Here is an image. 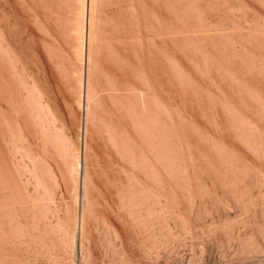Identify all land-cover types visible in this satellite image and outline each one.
Masks as SVG:
<instances>
[{"label":"rangeland","instance_id":"obj_1","mask_svg":"<svg viewBox=\"0 0 264 264\" xmlns=\"http://www.w3.org/2000/svg\"><path fill=\"white\" fill-rule=\"evenodd\" d=\"M59 1L60 0H0V26L2 27V29H4L3 33H5L7 40L8 39L11 40L10 42L13 43L12 46L16 48V50L14 49L15 52L16 53L18 52L19 53L18 55H21L22 61L21 60L20 61L23 63L25 75L27 74L26 76L25 75H18V77H17V75L13 71L10 70L11 68L8 66V64L5 63L4 60L0 59V109H1L0 110V113H1L0 114V128H1L0 129V132H1L0 133V177H1L0 180L5 181V179L8 177V179H6L7 181H5V182H8L7 184H10L11 186H13V184L15 186L16 185L19 186V184H17V183L20 181H19V177H17V175H15L16 174L15 171H17L16 170L17 166H15V165H17V160H18V162H20L23 160V158H21L22 157L21 154L18 153L20 155L19 156L18 154L14 153L12 151V149L14 146H17L19 144L22 145L24 143L18 136V129H17L18 125H17V123L18 124L22 123V124L27 125L28 128L27 127L26 128L29 129L28 132L31 131L30 133H28L30 135L29 139L31 140L30 142L32 144L31 147L34 150H36L37 153L39 152L38 153L39 155H43V153L41 152V149H42L41 141L39 140L38 134L34 131L35 125L33 123L32 118L29 116L26 108L24 107V102L22 100V97H20V95H19V92L21 93L23 91L22 89L19 88L20 83L23 80L25 81L27 76L34 78V77H32L34 75L35 79L37 78L36 80H38L39 82L41 81V84H43L42 82H44L45 83L44 86H46L50 90L51 97H52V99H54L53 101L56 102L57 106L61 110L63 117L66 119V121L69 123V125H72L71 126V128H72L71 130H73L72 132H76V131L79 132V129H80V128H78L79 126L81 127V130H82V126H84V125L87 129V139H88L87 142L90 145V147H92L91 149L93 150L92 152L91 151L89 152L90 159H92L90 161V164L93 162L92 163L93 165L91 164V166H93V167H91V169H94L96 171V180H97V184H98V188H99L93 192V195L95 194L94 199L97 202H95L96 204H94V206L91 207V209H93L94 211L92 210V215H89L88 219H87V223H88L87 226L89 225L87 228L89 231V235H91L92 237L89 236V238H91V239H88L89 241L87 240L89 247L86 244L87 242H85V246H87V248H89V249L86 250L87 248L84 247L85 248L84 251H85L86 255L89 254L87 256L88 257L91 256V258L90 257L87 258V256L84 255V257L86 256V258L88 259V260H86V258L85 259L83 258V254H85V253H83L82 257H81V255H80L81 253H79V251H76L74 253V254H76L74 257V260H73V256H68L69 259L67 258L68 261L66 262V255L63 254L64 253L63 252L61 254L62 257L60 256L61 258H59L60 260L57 259L58 261H61V262H58L56 260L52 261L51 259L50 260L46 259V257L44 255H42V253L41 254L38 253L39 254V256H38V254H36L37 251H35V249H33L32 246H28L29 251H27L28 249L27 250L25 249V247L27 248V244L26 245L22 244L23 246L25 245L23 247L17 243H15L14 245L13 244L10 245V243H3V241L0 240V256L1 255L3 256L1 258L5 257V259H10L12 257L13 258L18 257V260H17V258H14L15 260H17V261H15L14 264H35V261H36V264H55V263L56 264H64V263L69 264L70 262L72 263V260L75 264H110V263L111 264H113V263L114 264H119V263L121 264V262H122V264H264V242H263L264 241V237H263L264 236V233H263L264 232V213H262V211L260 209L262 207H259V206H257L256 209H253V210H255V211H253L254 214H252V210L249 212L248 210H250V209H246V208L243 209V207H241L242 208L241 209L240 206H238L237 208L235 206H233L234 209L231 208V210H230V208H229V210H226L220 206H218V207L215 206V207H212L213 209L211 208L210 211H204V210H202L201 207H199V208H201V212H200V214H199V212L196 214V216L198 215V218L195 216V214L192 215L193 216L192 217V223H191L192 226H190L188 228V230L186 229V230L182 231V230H180L181 228L180 229L178 228V225H177V227H175L176 234H177V236H175V237L179 238L178 239L179 242L177 241V238H176L173 241L174 243L172 242L169 245L165 246L164 248L161 247L158 250L153 249L152 247L150 248L149 244L145 243L144 238L141 237V236L144 237V234L140 231L135 230L136 228L132 224H130L131 226L129 224H127V226H126L127 228H125V229H127V231H128L127 233L129 235V240H127L128 243L126 241V243H125L126 245L125 244L123 245L125 247L121 246L120 243L118 242V240H116V239L114 240V239L110 238V235H107L108 233H106L107 229H105L106 225L103 222L104 219H106V218H107L106 220L110 219L109 221L114 223L120 229L123 225L120 221L121 219H119V217H117L118 212H120L119 207L117 208L116 207L117 205H115L113 203L115 205V207H114V205L112 204V202H114V200L116 203V199H115L116 194H114L113 190L115 191V184L118 182L117 179H119L118 175L121 176V172H120L119 167L122 164H124V168H127L128 173H131V170H132V173H136L139 176H142V174L140 173V171H139V173H137L138 172L137 169H133V167L130 164L122 163L121 160H119V157L117 156L115 151L108 145L107 141H105L107 133H106L105 127H103L104 126L103 123H101V122H104L107 125H109V128L112 132L115 129L116 133L122 127V124L125 123L124 126L126 128V131L128 132L127 134H128V137H130L131 142H133L135 140L137 143L144 144V141H143L144 138L142 139V141H140L141 139L140 138L138 139V137H137V132H136L137 130L135 129L134 125L132 124V116L129 113H128L129 115L126 114L123 116L124 113L122 114V112H124V111H121L119 109V103H118L119 100L123 99L130 106V112H132L133 106H134V89H136V90L139 89V90L144 91L143 92L144 95H147L148 97H151V98H157L158 97L163 102H165V104H167V106H169V109H170V107L172 108V109H170V112H171V110L173 111V112H171V114L174 116V117L172 116L174 119V124L176 127L178 126L177 131L178 130L180 131V132L178 131L177 135H179L178 136L179 139L180 138L182 139L181 140L182 144H184L185 142L189 143L186 145L184 144V148L186 147V149H184V152H183L185 155L184 158L188 159L189 165L193 164L194 166L197 167V168L196 167L195 168H196V170H198L197 171L199 173L198 175H200V176H202L203 174L209 175V173H210V175L215 176V174H213L214 172L212 173V171H215L216 168H217L216 174L222 173V171L224 170V167H223L224 165L222 166V163H220L221 160H220L219 156L216 154V152H214L215 150L213 149V147L211 148V146L209 145L210 142L207 143L205 141L206 140L205 136H207V135L212 136L210 138L207 136L208 137L207 139H211V138L216 139V137H217L216 140L218 142L219 141L221 142V140H222L223 142L227 143V145L230 146V148L232 147L233 152H234L233 154H237V156L239 157L238 158L235 155L237 157V158L235 157L237 159V162L239 164L241 163L242 166H244L243 164L248 165V166H251L252 164H254V167L263 169L264 158L262 156L255 154V152L253 154L252 151L246 149V147L242 143H240V141H235L236 138L231 133L233 129L231 130L229 125H228V127L230 128L231 132L227 130L228 129V127H227L228 123L223 122V119H224V121L228 120V122H230L231 124H233V122L230 121L229 118H227V119L224 118L225 115H227V117H230V118H231V116H229L228 114H224V112L222 110V109H224V107L222 108L220 105H221V102H223L221 100H224L227 98L226 100L231 101L232 106L235 108L238 107L236 109H239L241 112L243 111L242 113H244V114L246 113L247 115L252 114V116L254 117V120L257 119V121L258 120L262 121V124L260 121H258V122H260V124L263 126V129H264V124H263L264 120H262L263 118L261 119V117H264L263 116L264 111H263V106L260 108L261 105L259 104L261 101H264V59H263L264 58V34H263L264 33V20H263V18H264V6H263L264 3H263V1L264 0H257V2H256V0H234V2L235 1L236 2H235V6L232 7L233 8L232 11H231V7L227 6V5H229V3H228L229 0H222V1L219 0L220 1L219 4H218V0H215L214 1L215 3L214 2L211 3L210 5L203 8L201 11L193 9L191 6V4H195V2L199 3L201 0H199V1L198 0H174V1H172V0H168V1L167 0H131V1L130 0H108V1L107 0H102V1L96 0L98 4H96V2H94V6L96 5L95 6L96 8L94 7L95 12H96V13L94 12V15H95L94 20H95V24H96L95 27L96 26L99 27V30L96 27L97 32H98L97 34L99 35V36L97 35L99 41H98L97 36L95 34V37L98 41V43H96V45L99 44V46H97L98 49L96 51V56L98 55L97 58H98V62H99L98 63V72L95 76V83H97V84H95V90L97 91V93H95V95L97 97L95 96L96 97V105L94 104V106L92 105L93 107H91L92 111H93V119L88 120V122H86V118H85L86 117L85 109H84L85 106L81 107V109H80V107L77 106V104L74 101V97H75V90L74 89H75V85L77 84L76 83V76L77 75L76 76L73 75V71H75V68H74L75 59H74L73 51L70 50L71 49L70 43H69L70 41H69L67 35H65V33H64L65 23H62L63 20H61L62 18H60V15L65 13V10L67 9V7L64 3L62 4ZM105 1H106V3H105ZM243 1H244V4H245V2L247 4L244 5ZM84 2H85V4H87V3H89V0H84ZM192 2H194V3H192ZM222 2H224L225 4ZM223 5H224V7H223ZM220 6H222V9ZM251 6H252V8H251ZM86 7H85L86 8L85 9V11H86L85 12V19H86V15H88L87 9H89V4H87ZM176 7H178V8H176ZM184 7L186 10H184ZM226 7L228 8V11L225 10L226 11L225 12L224 9H227ZM234 7L237 10L236 9L234 10ZM243 8H245V9H243ZM96 9H98V10L96 11ZM178 9H180V10L178 11ZM181 9H183L184 11L183 10L181 11ZM204 9H206V10H204ZM133 10H134V12H133ZM248 11H250L251 13ZM207 12H209V13H207ZM227 12H230V13L227 14ZM197 14H198V17H197ZM207 14L212 15L211 17L213 19L214 24L212 23L211 25L213 27H216V29H215V28H212V26H211V28L214 30L213 32L217 31L218 33H220L223 31L224 34H227L229 37H231V40L229 42H227L226 39L223 38L222 34H218L217 35L218 37L216 39L211 38V40L207 37H205L203 39L201 37L202 35H200V34L198 36H196L197 33H202L204 31V29L207 27L206 26V17L209 16ZM251 14H253V15H251ZM235 15H236V17L231 19ZM213 16H215V17H213ZM226 16H228V18H226ZM252 16H254V17H252ZM262 16H263V18H262ZM11 18H12V20H11ZM224 18L226 19L227 22H225ZM240 18H244L245 20H243V19L241 20ZM253 18H255V19H253ZM100 19H101V21H100ZM196 19L199 21H197ZM200 19H202V20H200ZM214 19L216 21H214ZM103 20H105V21H103ZM204 20H205V22H204ZM228 20L229 21L231 20V21L229 22ZM251 20H253V22H251ZM240 22H241V24H240ZM242 22H245V23H242ZM97 23H99V24H97ZM203 23H205V25ZM227 23H229V25H227ZM232 24H234V27ZM244 24H245V26H244ZM237 26L239 27V29ZM247 26H250V29L251 28L252 29L251 30L248 29L249 27H247ZM232 27L233 28L236 27V30H239L241 32L239 33L237 31H235V29H233L231 31ZM173 28H175V29H173ZM260 28H261V30H260ZM199 29H201L202 32ZM243 29L246 30L247 33L244 32ZM224 30L230 31V33L224 32ZM248 30L249 31L254 30V31H252V34L250 33L251 36H253V34H255L253 36L254 40L252 39V37L250 38V35H248L249 37L246 36L249 33ZM9 32H10V34H9ZM234 32H236V33H234ZM232 33H233V35H232ZM192 34L193 35L195 34V35L192 36ZM239 34L240 35L242 34V36L239 37ZM188 35H191V36L189 37ZM157 36H159V37H157ZM199 38H201V40ZM238 38H240V39H238ZM248 38H250V39H248ZM241 39H243V40H241ZM246 39H247L246 42L248 44L245 42ZM108 41H109V43H108ZM189 41H191V42L189 43ZM249 42H250V44H249ZM231 43H232L233 47L230 45ZM235 43H237L236 46H238L239 43H241L245 47V49H244L245 51L241 50L239 52L240 54L242 53L241 54L242 59H240V61L241 60L242 61L239 63H238V60H239V58H241L240 56H239V58L237 57L238 56L237 54H236L237 56L235 55L236 58H235V56H234V58H231V56H230L232 54H235L232 50H230L231 47L234 48ZM226 47H228V48H226ZM248 47H250V48H248ZM253 48H254V50H253ZM250 49H251V51H250ZM196 50H198V51H196ZM200 50H201V52H200ZM226 51H228V52H226ZM200 53H202V54H200ZM248 53H250L251 55ZM83 56H84L83 57V59H84L85 53ZM250 56L252 58H255V59H252ZM226 57H228L229 60H227ZM217 58H218V60H217ZM223 59L225 60V62ZM233 59H238V60H233ZM250 59L253 60V62H254L253 68L251 67V64L249 63V61H247ZM216 60H217V62H215ZM261 60H262V62H261ZM83 61L84 62L82 65H83V74H84L85 60H83ZM255 61H256V63H255ZM141 62H143V63H141ZM222 62H224L225 65L227 64L230 66L231 65L233 66L235 64L233 67L229 66V68H230V70L232 69V71L235 72V73L233 72V74L234 75L237 74L236 77L239 76L240 81L243 82V83H241V82L239 83L240 85L242 84L241 88L238 87L239 85L237 86L235 83H234V85H236V86H234L232 82L228 84L229 81L224 79V77L221 73V70H220L222 68L219 69V67H222V65H224V63H222ZM210 63L211 64L213 63V65H211V67H210ZM242 63H243V65H242ZM247 63L251 68H249ZM219 64H220V66H219ZM245 65L248 67L246 68ZM239 66H241V67H239ZM243 66H244V68H243ZM170 67H171V69H170ZM260 67L262 68V72H261ZM5 68H7V69H5ZM250 69H252V70H250ZM253 69H254V71H253ZM60 71H62V72H60ZM10 72H12V75ZM28 72H30V73H28ZM179 72H181L180 75L182 77L179 75ZM182 73H183V75H182ZM138 75L139 76L141 75V76L139 77ZM22 76H25L24 79ZM19 77L21 79H19ZM39 79H41V80H39ZM142 80H143V82H142ZM247 86L254 90V96L256 95L255 96L256 98L259 96L258 97L259 99L257 98V100H256V98H254V107L253 108H250L249 106H247L250 103V100H248V98H247L248 96L247 95H246L247 97L245 96V94L247 93V90H246L248 88ZM235 87H237V89ZM112 88L117 89V91H115ZM19 89H20V91H19ZM146 89H147V91H146ZM242 89H243V91H242ZM232 90H233V92H232ZM238 92H240V93H238ZM119 93H121V94H119ZM238 94H240V95H238ZM235 95H236V97H235ZM242 97H243V100L241 99ZM261 98H262V100H261ZM218 99H219V102H218ZM98 101H99V103H98ZM243 101H244V103H243ZM245 101H247L248 103ZM219 103H220V105H219ZM246 103H247L246 106L249 107V109H251V110L254 109L253 111L255 113H252L253 111L249 110L246 106L244 107V105ZM222 106H223V104H222ZM239 110H237V111H239ZM224 111H225V109H224ZM212 113H214V114H212ZM257 114H258L259 118H257L258 117ZM8 115H9V117H8ZM177 119H179V120H177ZM175 120L180 125H178V124L176 125ZM19 121H21V122H19ZM89 121H91L92 123ZM83 122H86L87 126ZM6 123H8V124L6 125ZM9 124H10V126H9ZM31 125H33V126H31ZM225 126L227 129L225 128ZM192 127H194V128H192ZM9 129H10V131H9ZM16 129H17V131H15ZM81 130H80V132H81ZM202 131H203V133H201ZM205 132L207 135L205 134ZM10 133H12L13 135ZM199 133L201 135H199ZM8 134L10 136L9 138H7ZM14 134H15V136H14ZM16 134H17V136H16ZM4 135L7 137L5 138ZM11 135L13 136V138H11L12 137ZM230 135H232V137ZM34 136H35V138H34ZM89 136H90V138H89ZM2 137H4V139ZM16 137H18L19 139ZM202 137L204 139H202ZM6 139L8 141H6ZM200 145H202V146L200 147ZM10 146H11V148H10ZM190 148H192V149H190ZM187 149L189 151H187ZM190 151L192 154L190 153ZM195 151H197V152H195ZM12 152L14 155H12ZM186 152H189L190 157L187 156L188 153L186 155ZM193 153H195V154H193ZM15 154H16V157H17V155L19 156V157H17V159H16V157H14ZM50 154H52V151ZM211 154H212V156H211ZM253 155H255V156H253ZM189 158H191V159H189ZM258 158H260V159H258ZM262 158H263V160H262ZM39 159H40V156H39ZM192 159H195L196 163L198 161L197 164H199L201 167L199 165H196V163L194 164L193 162H189V160H192ZM206 159L209 160L208 164H207ZM88 161H89V159H88ZM214 163L216 165H214ZM218 164H220V165H218ZM249 164H251V165H249ZM207 166H209V167H207ZM220 168H222V169L220 170ZM212 169H214V170H212ZM210 170H211V172H210ZM219 170H220V172H219ZM203 171H205V172H203ZM205 175H203L204 178L208 176V175L207 176H205ZM210 175H209V177H212ZM9 176H11V177H9ZM11 179H13V180H11ZM111 181H114V182H111ZM1 182H0V188L2 185ZM10 182H13V183H10ZM15 182H17V183H15ZM112 183H113V185H112ZM111 186H113V187H111ZM218 187H220V186L216 185L217 190L221 189L220 191H222L223 187H220V189ZM13 190L16 191V189H13ZM19 191H21V190H19ZM61 191H63V192H60L61 195H56V198L54 197L55 199H53V200H54V205L56 204V205L61 206V207L58 206L59 208L56 206V209H58L59 214L62 216L64 213L66 214V211H64V209L65 210H67V209L72 210L74 208V204L72 203L73 200H72L71 194L67 191H64V190H61ZM110 192H111V194L108 195ZM0 193H1V190H0ZM102 193H103V195H102ZM103 197H105V198H103ZM109 201L111 203H109ZM205 201L210 203L207 200H205ZM55 202H57V203H55ZM106 202H107L108 206H107V204H104ZM70 203H71V205H70ZM206 206H209V204H206ZM209 207H211V205ZM254 207L255 206H253V208ZM199 208L196 211H199ZM238 208H240V209L238 210ZM259 210L261 212H259ZM62 212H63V214H62ZM209 212H210V214H209ZM226 213H227V215H226ZM194 216H195L196 220L194 219ZM261 216H263V217L260 218ZM231 218H232V220H231ZM193 219L195 222H193ZM245 219H246V221H244ZM237 220H239V221H237ZM234 221H237L238 223L234 222ZM224 222H225V224H224ZM217 224L225 225L226 227L222 226L223 228L225 227V229H223L220 225L218 226ZM217 226L220 229H218ZM129 227H132L133 229H130ZM231 227H233V231H232ZM1 228L5 229L4 225H2ZM242 228H243V230H242ZM122 229H124V228L122 227ZM236 229L237 230L239 229V230L237 231ZM134 230H135V232H134ZM212 230H214V231H212ZM220 230H222V232ZM225 230H227L226 233H224ZM185 231H187V232H185ZM228 231L229 232L231 231L233 233H231V232L228 233ZM261 231H262V233H261ZM237 232H238V235H236ZM247 232H248V234H247ZM104 233H105V235H104ZM254 233H255V236H254ZM257 233H258V235H257ZM250 234L253 236V241L255 240L254 246L252 245V247L250 245H248V246L245 245L243 242L244 241L243 239L250 236ZM195 235L198 237H196ZM228 235H229V237H228ZM259 236H261V237L259 238ZM201 238H203V239H201ZM241 238H242V240H241ZM226 239L228 240V242ZM237 239H240V240H237ZM103 240H105L106 242L107 241H110V242H107V244H106V242H104ZM102 241L105 243V245ZM239 241H241V243ZM111 242H112V244L110 245ZM256 242H257V244H256ZM258 243L260 244V247L258 246ZM181 244H182V246H181ZM239 244L242 246V248L239 247L240 246ZM15 245L19 246V248H18L19 250L17 249L18 246L16 247ZM200 245H202V246H200ZM255 245L257 247H259V249L257 247H255ZM236 246H237V248H235ZM250 247H251V249H250ZM21 248H23L24 250H22ZM115 248L118 249L119 251L116 250ZM255 248L257 249L256 251H254ZM110 249H112V251ZM31 250H34V251H31ZM159 250H160V252H159ZM243 250H245V251H243ZM86 251H88L89 253H87ZM114 251H117V252L115 253ZM122 251H123L122 254H124L125 256L120 254V252H122ZM235 251L240 253V254H236ZM247 251H249V253H247ZM4 252H6V254ZM13 252H15V254ZM31 252H33V253H31ZM110 252H111V254H110ZM150 252H152V253H150ZM30 253L32 254L30 256L32 258L29 257ZM117 253H119V254H117ZM154 253L156 255H154ZM7 254H8V256H7ZM27 254H28V256H27ZM33 254H35V255H33ZM20 255L23 256L22 259L20 258L21 257ZM25 255L27 257H29L30 259L29 258L27 259V257ZM36 255H37V257H35ZM40 255H42V256H40ZM111 255H113V260H112ZM241 255H243V256H241ZM7 257H9V258H7ZM42 257H45V258L42 259ZM77 257H78V259H77ZM79 257H80V259H79ZM154 257H155V259H154ZM121 258L123 261L121 260ZM83 259L86 261H84ZM116 259H117V263H116ZM118 259H120V260H118ZM45 260L46 261L47 260L52 261V263L48 262V261L46 262ZM79 260H81V261L83 260V262H80Z\"/></svg>","mask_w":264,"mask_h":264},{"label":"bare ground","instance_id":"obj_2","mask_svg":"<svg viewBox=\"0 0 264 264\" xmlns=\"http://www.w3.org/2000/svg\"><path fill=\"white\" fill-rule=\"evenodd\" d=\"M172 1H174V0H172ZM214 1L215 0H201L199 3H196L194 1L195 4H191V6H192L193 9L201 11L203 8H205L206 6L210 5ZM59 2H61L62 4L64 3L66 5V7H67V9L65 10V13H63V14L60 13L61 14L60 18H62L61 20H63L62 23H65L64 33H65V35H67V37H68V39L70 41L69 42L70 43V47H71L70 50L73 51V55H74V59H75V63H74L75 71H73V75H75V76L77 75L76 76V83L77 84L75 85V89H74L75 90L74 101L77 104V106L80 107V109H81V107L85 106L84 109H85L86 117L84 115L83 116L86 118V122H88V120L93 119V111H92L91 107H93L94 104L96 105V97H97L95 95V93H97V91L95 90V84H97V83H95V76H96V74L98 72V63L99 62H98V58H97L98 55L96 56V51L98 49L97 46H99V44L96 45V43H98V41H99V39H98L99 35L97 34L98 33L97 29H96L97 26L95 27L96 24H95V20H94V16H95L94 12H95V8H96L95 6L96 5L94 6V2H96V4H98V3H97L96 0H89V3H87V4H89V9H87L88 10L87 11L88 15H86V19H85V12H86L85 9L87 8L86 7L87 4H85L86 1L84 2V0H60ZM194 2H192V3H194ZM219 2L220 1L218 0V4H219ZM235 2H234V0H229L228 1L229 5H227V6L231 7V11L233 9L232 7L235 6ZM256 2H257V0H256ZM105 3H106V1H105ZM222 3H224V2H222ZM263 3H264V1H263ZM243 4H244V1H243ZM245 4H247V3L245 2ZM220 7L222 9V6H220ZM223 7H224V5H223ZM176 8H178V7H176ZM251 8H252V6H251ZM235 9L236 8L234 7V10ZM243 9H245V8H243ZM97 10L98 9H96V11ZM179 10L180 9H178V11ZM182 10L183 9H181V11ZM184 10H186L185 7H184ZM204 10H206V9H204ZM225 10L228 11V8L224 9V11ZM133 12H134V10H133ZM209 12H207V13H209ZM248 12H250V11H248ZM228 13H230V12H227V14ZM253 14H251V15H253ZM207 15H209V14H207ZM236 15L234 17H232L231 19L235 18ZM211 16L212 15H209V16L206 17V26L207 27L205 26L206 28L204 29V31L202 32V30L199 29V30H201V32L203 34L202 33H197L196 36H198L200 34V35H202L201 37L203 39L205 37H207V38H209L211 40V38L212 39L213 38L216 39L218 37L217 36L218 34H222L223 38H225L226 41L229 42L231 40V37H229L227 34H224L223 31L220 32V33H218L217 31L213 32L214 30L212 28L216 29V27H213L211 25L213 23V19H212ZM197 17H198V14H197ZM213 17H215V16H213ZM252 17H254V16H252ZM226 18H228V16H226ZM262 18H263V16H262ZM240 19L241 20L242 19L245 20L244 18H240ZM253 19H255V18H253ZM11 20H12V18H11ZM200 20H202V19H200ZM263 20H264V18H263ZM100 21H101V19H100ZM103 21H105V20H103ZM197 21H199V20H197ZM214 21H216V20L214 19ZM204 22H205V20H204ZM225 22H227L226 19H225ZM251 22H253V20H251ZM242 23H245V22H242ZM97 24H99V23H97ZM203 24L205 25V23H203ZM240 24H241V22H240ZM227 25H229V23H227ZM232 25L234 27V24H232ZM211 26H212V28H211ZM244 26H245V24H244ZM233 27H232L231 31L233 29H235V31H237L239 33L241 32L239 30H236V27L235 28H233ZM247 27H249L248 29H250V26H247ZM97 28L99 30V27H97ZM173 29H175V28H173ZM238 29H239V27H238ZM260 30H261V28H260ZM3 31H4V29H2V27L0 26V59L4 60L5 63L8 64V66L11 68L10 70L13 71L17 75V77H18V75H25L24 66H23V63L21 62L22 61L21 55H18L19 53L15 52L16 48L12 46L13 43L10 42L11 40H9V39L7 40V37L5 36V33H3ZM252 31H254V30H252ZM252 31L248 30L249 33L246 36L250 35V33L252 34ZM224 32H229L230 33V31H225V30H224ZM244 32L247 33L246 30H244ZM234 33H236V32H234ZM9 34H10V32H9ZM95 34H96V36L98 35L97 36L98 41H97V39L95 37ZM194 35L192 34V36H194ZM232 35H233V33H232ZM254 35L255 34H253V36ZM188 36L190 37L191 35H188ZM240 36H242V34L241 35L239 34V37ZM253 36L250 35V38L252 37V39H253ZM157 37H159V36H157ZM250 38H248V39H250ZM199 39L201 40V38H199ZM238 39H240V38H238ZM241 40H243V39H241ZM109 41H108V43H109ZM246 41H247V39L245 40V42ZM190 42L191 41H189V43ZM249 44H250V42H249ZM230 45L232 46V43ZM236 45H237V43H235L234 48H232L233 46L231 47L230 50H232L235 54H232L233 56L232 55H230V56H231V58H234V56L236 54L238 55V56L236 55L238 58L240 56L241 58H239V60L238 59H233V60H238V63H239V62L242 61V60L240 61V59H242V56H241L242 53L240 54L239 52L241 50H244L245 47L241 43H239L238 46H236ZM226 48H228V47H226ZM248 48H250V47H248ZM253 50H254V48H253ZM196 51H198V50H196ZM250 51H251V49H250ZM200 52H201V50H200ZM226 52H228V51H226ZM84 53H85V58L83 59ZM250 53H248V54H250ZM200 54H202V53H200ZM236 56H235V58H236ZM226 58H227V60H229L228 57H226ZM252 59H255V58H252ZM83 60H85V68H84L85 71H84V74H83V65H82L83 62H84ZM217 60H218V58H217ZM217 60L215 62H217ZM247 61H249V63L251 64V67L253 68L254 67L253 60L250 59V60H247ZM224 62H225V60H224ZM224 62H222V63H224ZM261 62H262V60H261ZM141 63H143V62H141ZM255 63H256V61H255ZM211 65H213V63L212 64L210 63V67H211ZM242 65H243V63H242ZM247 65H248V63H247ZM219 66H220V64H219ZM229 66L230 65H227V64L225 65V63H224V65H222V67H219V69L222 68L220 70H221V73H222L224 79L229 81L228 84L232 82L233 85L235 83L237 86L239 85L238 87L241 88L242 84L241 85L239 84L241 82L239 76L236 77L237 74L234 75L233 74L234 71H232V69L230 70ZM248 66H246V68ZM239 67H241V66H239ZM251 67L249 66V68H251ZM243 68H244V66H243ZM5 69H7V68H5ZM170 69H171V67H170ZM250 70H252V69H250ZM253 71H254V69H253ZM60 72H62V71H60ZM261 72H262V68H261ZM10 73L12 75V72H10ZM28 73H30V72H28ZM183 73H182V75H183ZM180 74H181V72H179V75ZM25 76H22L23 79H24ZM20 77H19V79H21ZM32 77H34V78H31L30 76H27L25 81L23 80L24 82L23 81L21 83L19 82L20 83V87L19 88L24 91V92L22 91L21 93L19 92V95H20V97H22V100L24 102V107L26 108L29 116L33 120V123L35 125L34 131L38 134L39 140L41 141V145H42L41 152L43 153V155H39L38 154L39 152L37 153V151L34 150L31 147L32 144L30 142L31 140L29 139L30 135L28 134L31 131L28 132L29 129H27L28 128L27 125L22 124V123L18 124L16 122L17 125H18V126L16 125L17 129H18V136L23 141L24 144H22V145L19 144L20 146L19 145L14 146L12 151L14 153H16V154H18V153L21 154V156H22L21 158H23V160L22 161L19 160L20 162H18V160H17V165H15V166H17V169H16L17 171H15V173H16L15 175H17V177H19V181H20V182H18L16 180L17 179L16 178L15 180L18 183L17 182H15V183L19 184V186L18 185L15 186L13 184V186H14L13 187L10 184H7L8 182H5V181H7L6 179H8V177L5 179V181L0 180V182L2 181L1 182L2 185H1V188H0V190H1V193H0V240H2L3 243H10V245L11 244L14 245L15 243H17V244L23 246L22 244H25V245L27 244V248L25 247L26 250L28 249L27 251H29V247L28 246H32L33 249H35V251H37L36 254H38V253L41 254L42 253V255H44L46 257V259H49V260L51 259L52 261H55V260L58 261L57 259L61 258L62 257L61 254L64 252L63 254L66 255V262H67L68 259H69L68 256H73V260H74V257L76 255L74 253L76 251H79V253H81L80 255L82 257V254L85 253V251H84L85 248L84 247L87 248L88 241H89L88 239H91V238H89V236H91V235H89V231H88V228H87L89 226V225L87 226V224H88L87 223V219H88L89 215H92V210L93 209H91V207L94 206V204H96L95 202H97L94 199L95 198L94 197L95 194L93 195V192L96 191L97 189H99L98 188V184H97V180H96V171L94 169H91V167H93V166H91V164L93 162L90 164V161L92 159H90L89 152L90 151L92 152L93 150L91 149L92 147H90V145L87 142V140H88L87 139V129H86L85 125L82 126V130H81L80 126L79 127L77 126L78 128H80L79 132H77L76 130H75L76 132H72L73 131V130H71L72 129L71 128L72 125H69V123L63 117L61 110L57 106L56 102L53 101L54 99H52V97H51L50 90L46 86H44L45 83L42 82L43 84H41V81L39 82L38 80H36L37 78L35 79L34 75ZM39 80H41V79H39ZM142 82H143V80H142ZM241 83H243V82H241ZM236 85H234V86H236ZM235 88L237 89V87H235ZM20 89H19V91H20ZM112 89L117 91V89H115V88H112ZM246 90H247V93L245 94V96L246 95L248 96V97L247 96L246 97L248 98V100H250V103H249V105H247L248 102L245 101L247 103L244 105V107L247 105L250 108H253L254 107V98H256L255 97L256 95L254 96V90L252 88L248 87ZM146 91H147V89H146ZM242 91H243V89H242ZM143 92L144 91H142V90L134 89V106H133L132 112H130V106L123 99L119 100L118 103H119V109L121 111H124V112H122V114L124 113L123 116L126 115V114L127 115L130 114L132 116V124L134 125L135 129L137 130L136 131L137 132V137H138V139L139 138L141 139L140 141H142V139L144 138L143 139L144 144L137 143L135 140H134L135 142L134 141L131 142L130 137H128V134H127L128 132L126 131V128L124 126L125 123L122 124V127L116 133L115 129L112 132L110 130V128H109V125H107L104 122H101V123H103V125H104L103 127H105V130H106V133H107L105 141H107L108 145L115 151V153L119 157V160H121L122 163L130 164L133 167V169H137V171H138L137 173H139V171H140V173L142 174V176H139L136 173H132V170H131V173H128L127 172L128 171L127 168H124V164H122L119 167L120 172H121V176L118 175L119 179L116 178L118 180V182L115 184V191L113 190L114 194H116L115 195L116 203H115V200H114V202H112V204L114 203L115 205H117L116 206L117 208L119 207L120 212H118V216L117 217H119V219H121L120 221L125 227L121 224L124 229H122L121 226H120L121 227V229H120L114 223L109 221L110 219L106 220L107 219L106 218V219H104L103 222L106 225L105 229H107V231H106V233H108L107 235H110V238H112L114 240L115 239L118 240L120 245L123 246L126 243V241L129 240V235L127 233L128 231L125 228H127L126 227L127 224H129V225L132 224L136 228V229L134 228L135 230L140 231V232H142L144 234V237L143 236H141V237L144 238L145 243L149 244L150 248L152 247L153 249L158 250L161 247L164 248L165 246L169 245L170 243H172L177 238V237H175V236H177L176 230H175V227H177V225H178V228L179 229L181 228L180 230H182V231L186 230V229L188 230V228L190 226H192V224H191L192 223V217H193L192 215L195 214V216H196V214L198 212L200 214L201 208L204 211H210V209L212 207L220 206L223 209L229 210V208H230V210H231V208L234 209L233 206H235L236 208L238 206H240V208L243 207V209L244 208L250 209V210H248L249 212L252 210V214H254L253 211H255V210H253V209H256V207L259 206V207H262L260 209H261L262 213H264V167H263V169L262 168H256V167H254V164H252V165L249 164L251 166L243 164L244 166H242L241 163L239 164L237 162L236 158L238 156H237V154H233L234 152H233L232 147L230 148V146H228L227 143L223 142L222 140H221V142L220 141L218 142L216 140L217 137H216V139H214V138L213 139L212 138L211 139H207L208 137L210 138L212 136H208L206 134V132H205V134L208 136V137L205 136L206 137L205 141L207 143L210 142L209 145L211 146V148L213 147V149L215 150L214 152H216V154L219 156V158L221 160L220 163H222V166L224 165L223 166L224 167V170H223L224 172L222 171V173H217L216 174V169H217L216 168L215 171H212V173L214 172L213 174H215V176L210 175V173H209V175L212 176V177H209V175L207 173L206 174L208 176L203 174V175L207 176L205 178L203 177V175L202 176L198 175L199 174L197 172L198 170H196L197 167L194 166L193 164L189 165L188 159L184 158L185 155H184L183 152H184V149H186V147L184 148V144L186 145V144H189V143L185 142L184 144H182V141H181L182 139L181 138L179 139V137H178L179 135H177L179 130L177 131V127L178 126L176 127L175 124H174V119H173L174 116L171 114V112H173V111L171 110V112H170V109H172V108L170 107V109H169V106H167V104H165V102H163L160 98H158V97L157 98L148 97L147 95H144ZM232 92H233V90H232ZM238 93H240V92H238ZM119 94H121V93H119ZM238 95H240V94H238ZM235 97H236V95H235ZM257 98H256V100H257ZM226 99L221 100L223 102L220 101L221 105H220V103H219V105L222 108L224 107V109L226 111L225 112L224 109H222L224 114H228L229 116H231V118H230V117H227V115H225L224 118L225 119L229 118V120L232 121L233 124L228 122V120L224 121V119H223V122H227L228 123L227 127L229 125L231 130L232 129L233 130L231 132L229 127L227 129L226 126H225V128L234 135V137L236 138L235 141H240V143H242L246 147V149L252 151L253 154L255 152V154H257L259 156H262L264 158V129H263V126L261 125L262 121L258 120V121L261 122V124H260V122H258L257 119L254 120V117L252 116V114H250L251 115L250 116L249 114L247 115L246 113L245 114L242 113L243 111L241 112L239 109H236L238 107H236V108L233 107L232 106V102L229 101V100H226ZM241 99L243 100V97ZM261 100H262V98H261ZM218 102H219V99H218ZM263 102L264 101H261L259 104L261 105L260 108L263 106V111H264V103ZM98 103H99V101H98ZM243 103H244V101H243ZM222 104H223V106H222ZM249 107H247V108L249 109ZM237 110H239V111H237ZM249 110H251V109H249ZM253 110L254 109H252L251 111H253ZM252 113H255V112L253 111ZM212 114H214V113H212ZM257 116H258V114H257ZM8 117H9V115H8ZM257 118H259V116ZM261 119L264 120V117H261ZM177 120H179V119H177ZM19 122H21V121H19ZM86 122H83V123L86 124ZM89 122H91V121H89ZM175 122H176V120H175ZM7 124L8 123H6V125ZM177 124L178 123L176 122V125ZM178 125H180V124H178ZM9 126H10V124H9ZM31 126H33V125H31ZM86 126H87V124H86ZM192 128H194V127H192ZM17 129L15 131H17ZM80 130H81V132H80ZM9 131H10V129H9ZM203 131L201 133H203ZM12 133H10V134H12ZM199 135H201V134L199 133ZM7 136L4 135L5 138L6 137L7 138L10 137L9 134ZM14 136H15V134H14ZM16 136H17V134H16ZM230 136L232 137V135H230ZM4 137H2V138L4 139ZM11 138H13V136ZM16 138H18V137H16ZM34 138H35V136H34ZM89 138H90V136H89ZM202 139H204V138L202 137ZM6 141H8V140L6 139ZM201 146L202 145H200V147ZM10 148H11V146H10ZM190 149H192V148H190ZM50 150L52 151V154H50L51 153ZM187 151H189V150L187 149ZM191 151H190V153H191ZM13 152H12V155H14ZM195 152H197V151H195ZM187 153H188V155H187ZM16 154H15L14 157H16ZM193 154H195V153H193ZM212 154H211V156H212ZM18 155H17V157L20 156V155L19 156ZM186 155L188 157H190L189 156L190 155L189 152H186ZM39 156H40V159H39ZM253 156H255V155H253ZM17 157H16V159H17ZM260 158H258V159H260ZM263 158H262V160H263ZM88 159H89V161H88ZM189 159H191V158H189ZM208 161L209 160H207V164H208ZM189 162H193L195 164L196 160L192 159V160H189ZM197 163H198V161H197ZM197 163H196V165H199ZM214 165H216V164L214 163ZM218 165H220V164H218ZM207 167H209V166H207ZM221 169L222 168H220V170ZM212 170H214V169H212ZM220 170H219V172H220ZM205 171H203V172H205ZM210 172H211V170H210ZM9 177H11V176H9ZM13 179H11V180H13ZM111 182H114V181H111ZM10 183H13V182H10ZM112 185H113V183H112ZM216 185H219L220 187H223L222 191H220L221 190L220 187H218L220 190H217ZM111 187H113V186H111ZM13 189H16V191L13 190ZM19 190H21V191H19ZM61 190L67 191V192H69L71 194V197H72V200H73L72 203L74 204V208L72 210H68L67 209L68 210L67 211V210H65L63 208L64 211H66V214L64 213L65 215L62 212V214L64 216L63 215L61 216L59 214L58 209H56V206L58 207L59 205H56V204L54 205V200H53V199L56 198V195H61L60 192H63ZM110 194H111V192L108 195H110ZM102 195H103V193H102ZM103 198H105V197H103ZM205 200L209 201L210 203L206 202ZM107 202L104 203V204H107ZM55 203H57V202H55ZM109 203H111V202L109 201ZM205 203L209 204V206L211 205V207L206 206ZM70 205H71V203H70ZM115 205H114V207H115ZM107 206H108V204H107ZM253 206H255V207L253 208ZM59 207H61V206H59ZM199 207H201V208H199ZM198 208H199V211H196V210H198ZM240 208H238V210ZM261 211L259 210V212H261ZM209 214H210V212H209ZM226 215H227V213H226ZM195 216H194V219H195ZM196 217L198 218V215ZM262 217L263 216H261L260 218H262ZM194 219H193V222H195ZM246 219L244 221H246ZM231 220H232V218H231ZM237 221H239V220H237ZM237 221H234V222H237ZM224 224H225V222H224ZM2 225H4L5 229L1 228ZM217 225L219 226L220 224H217ZM220 226L222 227V226H225V225H220ZM225 227L224 228L222 227V228L225 229ZM129 228L133 229L132 227H129ZM231 228H232V231H233V227H231ZM218 229H220V228L218 227ZM135 230H134V232H135ZM242 230H243V228H242ZM212 231H214V230H212ZM220 231L222 232V230H220ZM226 231L227 230H225L224 233H226ZM185 232H187V231H185ZM230 232L228 231V233H230ZM231 233H233V232H231ZM261 233H262V231H261ZM247 234H248V232H247ZM104 235H105V233H104ZM236 235H238V232H237ZM257 235H258V233H257ZM254 236H255V233H254ZM196 237H198V236H196ZM228 237H229V235H228ZM260 237L261 236H259V238ZM178 239L179 238H177V241H178ZM201 239H203V238H201ZM237 240H240V239H237ZM241 240H242V238H241ZM243 240H244L243 242H244L245 245H247V246L250 245L251 247H252V245L254 246V241L255 240L253 241V236L251 234H250V236H248L247 238H245ZM103 241L106 242L105 240H103ZM85 242H87L86 243L87 246H85ZM107 242H110V241H107ZM107 242H106V244H107ZM227 242H228V240H227ZM239 242L241 243V241H239ZM127 243H128V241H127ZM111 244H112V242L110 243V245ZM256 244H257V242H256ZM104 245H105V243H104ZM181 246H182V244H181ZM200 246H202V245H200ZM258 246L260 247L259 243H258ZM123 247H125V246H123ZM239 247L242 248L241 245ZM251 247H250V249H251ZM255 247H257V246L255 245ZM259 247H257V248L259 249ZM18 248H19V246L17 247V249ZM235 248H237V246ZM21 249L24 250L23 248H21ZM88 249L89 248H87L86 250H88ZM110 250L112 251V249H110ZM116 250H118V249H116ZM256 250L257 249L255 248L254 251H256ZM31 251H34V250H31ZM243 251H245V250H243ZM86 252L89 253L88 251H86ZM114 252L116 253L117 251H114ZM159 252H160V250H159ZM4 253L6 254V252H4ZM13 253L15 254V252H13ZM31 253H33V252H31ZM31 253H30L29 257L32 255ZM122 253H123V251L120 252V254H122ZM150 253H152V252H150ZM247 253H249V251H247ZM110 254H111V252H110ZM117 254H119V253H117ZM236 254H240V253L236 252ZM33 255H35V254H33ZM42 255H40V256H42ZM84 255H86V253L83 254V258L85 259L86 256L89 255V254H87L85 257H84ZM122 255H124V254H122ZM154 255H156V254L154 253ZM7 256H8V254H7ZM20 256L19 257L22 259L23 256L22 255H20ZM27 256H28V254H27ZM38 256H39V254H38ZM241 256H243V255H241ZM1 257H3V256L2 255L0 256V264H14L15 261L18 260V257H14V258H17V260H15L13 257H12L13 259L12 258L5 259V257L4 258H1ZM29 257H27V259ZM35 257H37V255ZM45 257H42V259L45 258ZM89 257L91 258V256H89ZM89 257L87 256V258H89ZM111 257H112V260H113V255H111ZM7 258H9V257H7ZM30 258H32V257H30ZM87 258H86V260H88ZM77 259H78V257H77ZM79 259H80V257H79ZM154 259H155V257H154ZM49 260H47V261L52 263V261H49ZM73 260H72V263L70 262L71 264L74 263ZM83 260L82 261L79 260V261L83 262ZM86 260H84V261H86ZM118 260H120V259H118ZM121 260H122V258H121ZM58 262H61V261H58ZM116 263H117V259H116ZM35 264H36V261H35ZM121 264H122V262H121Z\"/></svg>","mask_w":264,"mask_h":264}]
</instances>
